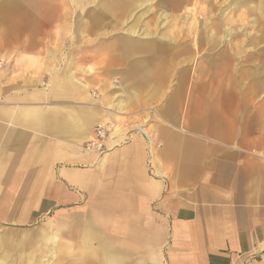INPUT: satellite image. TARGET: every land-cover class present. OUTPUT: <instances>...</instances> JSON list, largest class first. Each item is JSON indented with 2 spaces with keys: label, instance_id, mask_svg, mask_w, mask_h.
I'll list each match as a JSON object with an SVG mask.
<instances>
[{
  "label": "crops",
  "instance_id": "obj_1",
  "mask_svg": "<svg viewBox=\"0 0 264 264\" xmlns=\"http://www.w3.org/2000/svg\"><path fill=\"white\" fill-rule=\"evenodd\" d=\"M8 44L0 37L1 50ZM110 47L119 55L99 56L98 65L137 57L142 73L134 77L137 68L129 63L127 71L116 75L123 86L101 83L107 94L99 103L88 92L87 73L82 69L83 82L71 67L69 73L47 76L46 88L25 81L33 89L16 90L14 96L30 103H0V223L27 226L87 202L99 209L72 214L63 225L47 221L31 230L32 239L0 236L1 248L56 246L43 257L57 260L59 251L69 264L106 259L159 264L155 251L142 246L149 239L136 240L127 222L106 223L108 216L126 221L123 210L135 212L130 220L137 222L136 228L157 232L152 235L163 264H264L261 94L233 93L228 104L225 94H209L198 103L194 85L187 101L172 99L173 87L165 92L168 100L158 109L157 120L147 119L146 129L121 133L115 144L103 139L101 154L87 152L83 146L97 140V124L112 128L118 118L128 124L135 119L109 109L129 110L130 101L139 98L137 88L146 86L148 95H154V81L164 77L161 69L150 68L145 56L135 54L134 46H100L98 52ZM28 48L40 66L35 47ZM180 73L179 95L186 86ZM251 100L259 102L257 107L249 108Z\"/></svg>",
  "mask_w": 264,
  "mask_h": 264
},
{
  "label": "rangeland",
  "instance_id": "obj_2",
  "mask_svg": "<svg viewBox=\"0 0 264 264\" xmlns=\"http://www.w3.org/2000/svg\"><path fill=\"white\" fill-rule=\"evenodd\" d=\"M32 1L0 0V37L9 40L6 48L0 49V103H30V100L15 99L14 96L16 90L33 89L27 87L25 81L40 84L37 88H46L43 84L48 83L47 76L69 73V67L83 82L82 69L87 73L88 92L99 103L107 94L106 85L101 83L107 81L109 85L123 86L116 75L127 71L129 63H134L132 66L137 68L134 77L142 73L137 66V57H128L116 65H98L95 59L99 56L119 55L112 47L105 48L104 52H98V48L114 45L134 46L136 55L145 56L143 59L150 63V68L161 69L164 74L163 78L154 81L157 88L154 95L149 96L143 86L136 89L139 98L130 101L132 108L109 109L112 113L135 116L130 124L124 118L116 119L117 124L112 128L110 123L101 124L108 132L117 134V138L121 133L138 131V127L146 129L147 119L150 121L151 116L157 120L158 109L168 100L165 92H172L173 87L172 99L175 100L187 101V92L194 85L198 103L202 95L209 94L213 98L225 94L224 103H232L231 95L237 92L259 93L260 103H264V0H58L54 9H59L57 5H60L61 17L50 13L42 21L36 19ZM28 46H34L35 54L41 55L40 66L34 62V54ZM69 59L73 63H69ZM180 72L186 78L182 95L176 84ZM14 84L17 88L12 89ZM5 87L10 88L8 93L2 91ZM247 103L253 108L259 102L251 100ZM122 121L126 123L120 124ZM84 210L99 211L97 205L87 202L86 207L65 208L27 226L0 223V236L14 240L32 239L31 230L45 222L63 225L69 221V216ZM121 213L127 215L126 221L119 216L107 218V213L103 216L109 219L106 223L114 219L118 225L127 222L136 240L149 239L150 244H142L143 248L151 247L159 264H163L155 244L157 237L152 235L157 232L136 228L137 222L130 220L135 212L122 210ZM38 246L20 243L13 248H1L0 245V264H69L57 250V260L43 257L46 250L56 249V246ZM39 250L40 254H34L33 251Z\"/></svg>",
  "mask_w": 264,
  "mask_h": 264
},
{
  "label": "bare ground",
  "instance_id": "obj_3",
  "mask_svg": "<svg viewBox=\"0 0 264 264\" xmlns=\"http://www.w3.org/2000/svg\"><path fill=\"white\" fill-rule=\"evenodd\" d=\"M58 0H33L31 4V8L35 10V17L37 20H44L50 13L52 16L61 17L60 5H57L59 9H54L55 4ZM56 2V3H55ZM110 10V9H109ZM107 9V11L109 12ZM37 59L41 62V55L37 56ZM117 138V134H114L113 131L107 136V139L111 142H114ZM91 264H122L120 261L115 259H106V260H98L92 261Z\"/></svg>",
  "mask_w": 264,
  "mask_h": 264
},
{
  "label": "built area",
  "instance_id": "obj_4",
  "mask_svg": "<svg viewBox=\"0 0 264 264\" xmlns=\"http://www.w3.org/2000/svg\"><path fill=\"white\" fill-rule=\"evenodd\" d=\"M95 132H96V138L97 140L90 142V143H86L83 146V150L84 151H95L98 154H101L103 152L102 149V140L107 138V136L110 134V132H108V129H106L103 125L101 124H97L95 126Z\"/></svg>",
  "mask_w": 264,
  "mask_h": 264
}]
</instances>
